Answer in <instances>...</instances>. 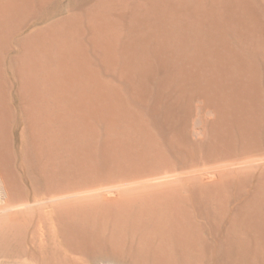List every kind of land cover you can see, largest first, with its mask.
Returning a JSON list of instances; mask_svg holds the SVG:
<instances>
[{"label": "rangeland", "instance_id": "374dc122", "mask_svg": "<svg viewBox=\"0 0 264 264\" xmlns=\"http://www.w3.org/2000/svg\"><path fill=\"white\" fill-rule=\"evenodd\" d=\"M9 1L0 0V191L17 212L0 218V264H207L212 259L207 256H217L216 252L191 260V255L183 256L185 246L176 234L188 243L193 237L195 248L209 242L212 227L244 238L243 229L230 220L234 203L243 195L234 187L219 195L197 193L190 187L175 189L170 196L149 203L113 200L111 209L97 207L96 200L107 199L103 195L97 199L78 196L75 202L51 205L52 196L84 192L99 180L87 161L66 151L85 146L88 138L84 136L89 135L81 132L75 116L61 118L62 102L54 82L61 51L76 46L97 67L100 78L119 84L124 81V67L120 63L114 66L115 72L113 67L106 71L100 51L93 52L89 38L104 44L115 38L119 54L125 47L141 49L140 42L132 45L134 34L160 29L185 33L188 42L182 48L186 52L193 50L197 35L204 45L212 34L220 36L226 49L240 55L264 82V0H30L2 12ZM46 74L55 81L46 80ZM20 95L31 97L26 108L20 107ZM128 98V104L137 108L136 101ZM96 130L102 140L104 126ZM202 195H209V202L199 199ZM170 197L172 209H167ZM222 198L227 199L223 207ZM259 212L264 214V206ZM244 241L243 246L231 243L230 256H253L254 264H264V242L252 237ZM162 245L170 255L151 254Z\"/></svg>", "mask_w": 264, "mask_h": 264}, {"label": "bare ground", "instance_id": "6f19581e", "mask_svg": "<svg viewBox=\"0 0 264 264\" xmlns=\"http://www.w3.org/2000/svg\"><path fill=\"white\" fill-rule=\"evenodd\" d=\"M29 1L10 0L6 6L3 4L1 11ZM141 34H134L131 40L133 46L140 42L141 49L125 47L119 54L115 38L104 44L89 36L93 52L100 51V61L106 71L113 67L115 72L114 66L120 63L124 67V81L119 84L100 78L97 67L91 65L81 48L75 46L61 51L58 79L54 82L62 102L61 118L68 120L69 116H75L81 132L89 135L84 136L88 138L85 146L66 151L73 158L78 156L81 161H87L97 170L99 180L94 188L84 192L52 196L51 205L75 202L78 196L97 199L103 195L107 199L96 200L97 207L111 209L113 200L149 203L151 199L170 196L175 189L188 191L190 187L197 193L219 195L234 187L243 195L234 203L235 212L230 220L243 229L244 238L231 232L222 234L219 227H212L213 237L211 234L209 242L201 243L199 249L193 247V237L188 243L186 237L177 233V239L187 247L183 248V256H198L199 260L205 254L216 252L217 256H207L212 258L207 264H254L253 256H230V252L231 243L241 244L250 237L264 242V214L259 212L264 206V82L258 71L248 66L240 55L227 50L223 39L215 34L206 38L207 45L197 35L198 42L196 39L191 52L182 48L188 42L185 33L160 29ZM216 41L221 46L215 47ZM45 79L55 81L48 74ZM123 88L128 91L126 94ZM24 95L18 96L19 106L26 108L25 102L31 97L26 99ZM126 95L136 101L137 108L134 103L128 104ZM97 125L104 126L102 140ZM1 191L0 218L14 215L16 205L9 206L11 199L7 201ZM137 193L141 194L130 196ZM169 199L170 205L166 208L172 209L173 199ZM199 199L209 202L210 198L202 195ZM225 199L221 207L227 204ZM181 213L184 212L181 210ZM165 247H156L151 254L170 255Z\"/></svg>", "mask_w": 264, "mask_h": 264}]
</instances>
